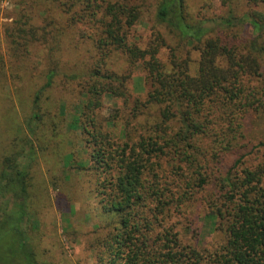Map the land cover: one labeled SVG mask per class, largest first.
I'll return each mask as SVG.
<instances>
[{"label": "trees", "instance_id": "trees-1", "mask_svg": "<svg viewBox=\"0 0 264 264\" xmlns=\"http://www.w3.org/2000/svg\"><path fill=\"white\" fill-rule=\"evenodd\" d=\"M41 1L50 19L37 23L38 0H31L34 11L21 10L4 33L16 58L35 51L37 42L46 46L44 62L51 68L36 92L40 109L45 87L61 73L52 43L65 31L78 34L80 24L89 26L80 40L93 44L95 53L70 74L81 93L72 126L81 128L89 160L81 167L107 217L106 233L95 240L99 263L264 264V140L251 150L262 152L261 161L249 164L247 154L235 153L253 111L264 103V0H247L251 7L243 14L230 8L206 23L191 17L186 0ZM57 8L65 16L59 26ZM147 15L155 20L147 37L131 39ZM70 48L79 51L80 42ZM118 52L128 65L122 73L109 67ZM135 66L143 71L137 82ZM108 94L124 106L106 116ZM33 119H41L38 110ZM20 156L7 155L0 170V226L14 224L26 263L38 264L23 228L31 177ZM196 206L222 235L217 245L184 241L181 218Z\"/></svg>", "mask_w": 264, "mask_h": 264}, {"label": "rangeland", "instance_id": "rangeland-1", "mask_svg": "<svg viewBox=\"0 0 264 264\" xmlns=\"http://www.w3.org/2000/svg\"><path fill=\"white\" fill-rule=\"evenodd\" d=\"M19 1L0 0V170L4 166V158L17 152L22 153L20 159L30 166V195L23 228L38 264H100L95 240L106 233L107 217L102 213L91 179L81 167L89 165L81 128L72 126L80 112L81 93L78 81L70 76L82 68L85 58L95 53L93 44L86 38L80 40V30L84 29L83 32L88 34L89 26L80 24L78 34L65 31L59 42L52 43L56 44L61 73L51 86L45 87L40 109L35 108L36 92L45 84L46 73L51 67L44 62L46 46L42 43L34 44L38 48L21 58L13 57L8 51L5 25L13 23L21 10L34 11L31 0H27L28 4ZM186 2L191 17L204 23L227 16L230 8L241 15L251 7L247 0ZM34 7L37 23L50 19V13L44 11L45 3L38 0ZM54 14L55 25L65 22V16L58 8ZM154 21L149 15L143 17L130 34L131 39L139 35L147 37V26ZM242 30L245 38H249L250 28L244 26ZM74 41L80 42L79 54L78 50L70 48V42L74 44ZM261 63L264 68V57ZM127 66L119 52L109 61V67L120 73L126 71ZM142 76V68L135 66L134 82ZM123 106L121 99L108 94L103 114L107 116ZM35 110L39 111L41 119H33ZM262 140L264 103L253 111L244 136L235 149L236 158L244 153L249 164L261 161L262 152L252 153L251 150ZM0 209L3 214V205ZM5 221L0 226V264H27L25 250L20 248L19 238L11 230L14 224ZM181 222L183 224L178 229L188 243L211 247L221 241L222 235L206 225L202 209L198 206L182 217Z\"/></svg>", "mask_w": 264, "mask_h": 264}]
</instances>
